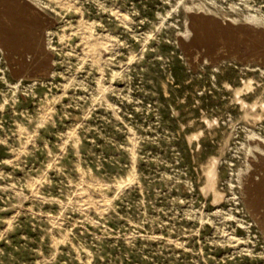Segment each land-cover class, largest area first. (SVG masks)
Masks as SVG:
<instances>
[{
    "label": "rangeland",
    "instance_id": "obj_1",
    "mask_svg": "<svg viewBox=\"0 0 264 264\" xmlns=\"http://www.w3.org/2000/svg\"><path fill=\"white\" fill-rule=\"evenodd\" d=\"M263 102L264 0H0V264H264Z\"/></svg>",
    "mask_w": 264,
    "mask_h": 264
},
{
    "label": "bare ground",
    "instance_id": "obj_2",
    "mask_svg": "<svg viewBox=\"0 0 264 264\" xmlns=\"http://www.w3.org/2000/svg\"><path fill=\"white\" fill-rule=\"evenodd\" d=\"M124 14H122V16H123ZM101 45V44H100ZM100 47V46H99ZM93 49V48H92ZM97 49H98V47H97ZM94 50V49H93ZM96 50V49H95ZM95 50L93 51V53L95 52ZM99 55V54H98ZM97 55V56H98ZM96 56V54L94 55V57ZM100 58H101V56H100ZM99 58V59H100ZM98 59V58H97ZM247 83V82H246ZM246 83H245V85H246ZM250 83H251V81H250ZM250 83H247V87H250L251 86V84ZM242 89V88H241ZM237 93H240V89L238 88L237 89ZM244 103H246V102H244ZM262 105H263V107H264V102L262 103ZM216 159H213L212 161H211V163H210V165L208 166V168H207V174H208V177H209V184H210V187L211 188H213L214 187V184H216L215 183V179H216V176H217V173H216ZM218 192V191H217ZM216 192V194H218ZM220 194V193H219Z\"/></svg>",
    "mask_w": 264,
    "mask_h": 264
}]
</instances>
